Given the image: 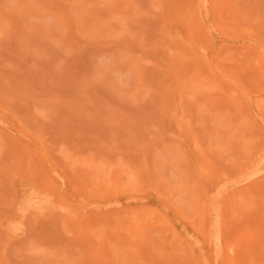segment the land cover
Here are the masks:
<instances>
[{
  "label": "rangeland",
  "instance_id": "obj_1",
  "mask_svg": "<svg viewBox=\"0 0 264 264\" xmlns=\"http://www.w3.org/2000/svg\"><path fill=\"white\" fill-rule=\"evenodd\" d=\"M0 264H264V0H0Z\"/></svg>",
  "mask_w": 264,
  "mask_h": 264
},
{
  "label": "bare ground",
  "instance_id": "obj_2",
  "mask_svg": "<svg viewBox=\"0 0 264 264\" xmlns=\"http://www.w3.org/2000/svg\"><path fill=\"white\" fill-rule=\"evenodd\" d=\"M200 14V13H199ZM219 26V25H218ZM219 28H220V26H219ZM207 29V31H209L210 29L209 28H206ZM214 29V28H213ZM218 30V29H217ZM220 31V30H219ZM213 40V39H212ZM212 43V42H211ZM110 171V170H109ZM58 172V171H57ZM37 192H39V191H37ZM32 195L28 198V202H27V205H25L24 207H22V209L23 210H25V209H27V206H35V205H37V207L39 208V209H41L42 207H43V203H47V202H49V201H51V197H50V194H46V196L44 195V197L45 198H42V197H40L39 195H38V193H36V191H33L32 193H31ZM42 196V195H41ZM63 196V195H62ZM45 201V202H44ZM63 201V200H62ZM45 205H47V204H45ZM61 206V205H60ZM46 207V206H45ZM75 210V209H74ZM61 213V212H60ZM64 213V212H63ZM62 213V214H63ZM65 214V213H64ZM146 215V214H145ZM58 216V215H57ZM147 216V215H146ZM129 217V216H128ZM50 219V218H49ZM138 220V219H137ZM221 239V235L220 234H217V235H215L214 236V239H211V242L213 241V242H217L218 240H220ZM208 243H209V241H208Z\"/></svg>",
  "mask_w": 264,
  "mask_h": 264
}]
</instances>
